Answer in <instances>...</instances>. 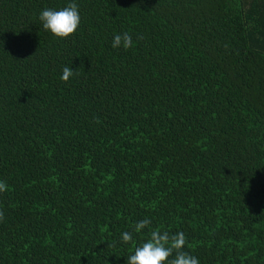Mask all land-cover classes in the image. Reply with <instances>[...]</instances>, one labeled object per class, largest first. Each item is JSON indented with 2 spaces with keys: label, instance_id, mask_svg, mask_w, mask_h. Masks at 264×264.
<instances>
[{
  "label": "trees",
  "instance_id": "16d2710c",
  "mask_svg": "<svg viewBox=\"0 0 264 264\" xmlns=\"http://www.w3.org/2000/svg\"><path fill=\"white\" fill-rule=\"evenodd\" d=\"M0 181V264H126L144 218L264 264V0H0Z\"/></svg>",
  "mask_w": 264,
  "mask_h": 264
},
{
  "label": "clouds",
  "instance_id": "9594fccd",
  "mask_svg": "<svg viewBox=\"0 0 264 264\" xmlns=\"http://www.w3.org/2000/svg\"><path fill=\"white\" fill-rule=\"evenodd\" d=\"M44 30L49 31L57 38L66 39L75 34L81 17L78 5L75 2L67 4L59 10L45 8L39 14ZM142 39V37H137ZM133 46V39L129 32L115 34L112 47L123 48L125 50ZM77 73L73 68L65 66L62 70L61 80L67 82L70 77ZM97 122H99L97 120ZM9 190L4 181H0V194ZM4 213L0 211V221H3ZM152 221L144 218L137 221L131 231H124L121 234V241L124 244L133 242V233L140 234L144 229H148L147 239L135 247L133 254L126 259V264H200L198 258L190 252L185 251L187 238L183 231L172 233L162 228H152Z\"/></svg>",
  "mask_w": 264,
  "mask_h": 264
}]
</instances>
